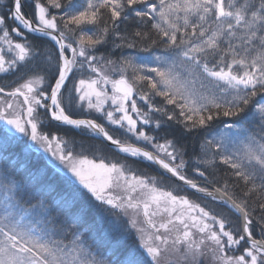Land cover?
<instances>
[{
    "label": "snow or ice",
    "instance_id": "6c2138e0",
    "mask_svg": "<svg viewBox=\"0 0 264 264\" xmlns=\"http://www.w3.org/2000/svg\"><path fill=\"white\" fill-rule=\"evenodd\" d=\"M14 147L0 264H264V0H0Z\"/></svg>",
    "mask_w": 264,
    "mask_h": 264
},
{
    "label": "trees",
    "instance_id": "16d2710c",
    "mask_svg": "<svg viewBox=\"0 0 264 264\" xmlns=\"http://www.w3.org/2000/svg\"><path fill=\"white\" fill-rule=\"evenodd\" d=\"M103 50V49H102ZM77 112H79V110H77ZM83 115H87V113H82ZM62 127H66V126H62ZM219 127H222V125H215L213 126V129L209 130L210 132H215ZM117 134V133H115ZM69 136H75V138L79 141L80 139H82V137L80 135H78L76 133L75 130H72L71 132L68 133ZM118 135V134H117ZM203 134H199V135H195V136H190L187 137L186 139H184L182 142L186 145L187 148V152L188 155L191 156L195 151H198V143H199V139ZM85 142L86 143H95L97 145H99V141H95V140H88L85 138ZM105 152L107 153V150H105ZM25 153L22 149V147H14L12 148L8 153H2L0 154V157H4L6 156L7 159H3L0 158V172H1V176H0V182H3L4 178L7 177L9 180H15L19 186H24L26 188H28V186H33V174H36L38 172V170H33L31 168H28V170L25 171V166H20L17 162V155L23 154ZM33 153V152H32ZM107 154H111V153H107ZM14 158L16 159V161L14 162V165L12 166L11 162L12 160H14ZM26 161V160H25ZM139 167L144 168L145 165H139ZM151 172H155L154 168H150L148 169ZM53 171L54 170H49L48 172V176L46 179H44L43 181L36 183L35 186L39 187L47 184V183H56L59 182V177H60V173H55V175H53ZM35 195H38V193H36ZM29 197H26L25 199H28Z\"/></svg>",
    "mask_w": 264,
    "mask_h": 264
},
{
    "label": "flooded vegetation",
    "instance_id": "af4514ba",
    "mask_svg": "<svg viewBox=\"0 0 264 264\" xmlns=\"http://www.w3.org/2000/svg\"><path fill=\"white\" fill-rule=\"evenodd\" d=\"M26 10L30 11L31 9L29 8ZM117 134L119 135L118 132H117ZM16 157H17L18 164L20 166H25V171L28 170V168H31L33 170H36V169L38 170L40 168L45 167V165L47 163L43 154L36 153V152L23 153V154L17 155ZM15 161H16V159L14 158V160H12V162H11L12 166L14 165ZM0 174H1V172H0ZM20 188H21V190L28 189L30 191L31 195H35L36 193L40 194V192L43 191L42 186H39V187L35 186V189H33V186H28V188H26L24 186H20ZM3 197H4V189H3V187H0V198L3 200ZM26 197L30 198V196H26Z\"/></svg>",
    "mask_w": 264,
    "mask_h": 264
},
{
    "label": "rangeland",
    "instance_id": "374dc122",
    "mask_svg": "<svg viewBox=\"0 0 264 264\" xmlns=\"http://www.w3.org/2000/svg\"><path fill=\"white\" fill-rule=\"evenodd\" d=\"M0 201H2V199L0 198Z\"/></svg>",
    "mask_w": 264,
    "mask_h": 264
}]
</instances>
